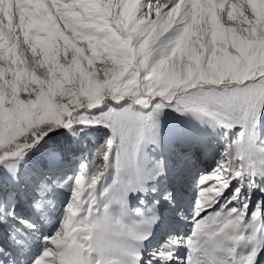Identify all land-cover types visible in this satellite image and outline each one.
I'll use <instances>...</instances> for the list:
<instances>
[{
    "label": "rangeland",
    "instance_id": "374dc122",
    "mask_svg": "<svg viewBox=\"0 0 264 264\" xmlns=\"http://www.w3.org/2000/svg\"><path fill=\"white\" fill-rule=\"evenodd\" d=\"M260 79H264V0H0V171H7L9 181L20 186L21 178L17 176L21 174L17 169L23 165L17 156L34 152L43 141L36 144L43 133L53 128L55 135L63 132L73 136L80 129L110 126L120 152L126 155L125 169L117 168L105 185L100 184L105 190L100 189L89 198H86L89 184L84 182L92 174L91 163L81 166L82 158L69 164L71 172L61 182L43 178V196L35 204L45 207L59 200L60 208L55 212L61 222L55 231L41 232V224L34 221L28 203L17 196L19 202L14 206L16 200L9 198L7 208L15 210L16 219L0 223L3 245L0 260L6 257L7 264H22V256L35 245L43 253L34 264H58V254L50 240L62 237L73 252L70 262L84 264L79 236L70 233L97 239L91 234L93 224L84 226L81 216L73 224L82 205L83 210L89 211L95 200L99 205L93 216L95 225L100 210L119 203L136 218L133 225L125 224L123 230L139 231L137 235L120 232L105 236L114 240L103 250L97 249L99 252L106 256L113 252L121 255L118 247L134 252L136 249H131V245L135 242L145 248L153 235L151 221L144 211L155 212L158 207L154 201H160L172 216L176 213L175 199L166 192L163 175L165 168L176 173L185 158L189 159L187 165L195 163L201 169L196 181L204 205L201 207L200 200L197 201L194 211H202L210 199L221 196L220 202L230 194L226 189L235 177L236 167L234 160L230 161L228 138L221 126L197 110L206 112L207 106L210 107L204 105L205 95L214 102L215 97L225 109L240 113L238 117L247 124V129L240 126L242 134L247 136L246 142H254L252 127L256 116L259 115L256 123L263 119L260 113L264 109V88L251 82ZM246 81L249 82L246 95L223 96L225 85L242 88ZM151 101L153 104L148 108L136 104ZM210 131L216 134L205 138L211 153L203 155L199 139ZM192 132L196 136L188 135L187 144L182 142L184 148L175 142ZM54 140L60 145L67 143L60 136ZM154 142L159 146L150 145ZM133 151H141L140 156L147 163L141 157L140 167L152 179L149 187L138 181L133 186L138 192L142 190L141 197L151 206L138 207L137 201L124 203L131 190L124 179L133 167ZM253 151L264 168L261 151L255 147ZM53 152L58 158V148L53 145L51 151L39 154V159L43 163L53 160ZM22 175L31 178L33 172L25 171ZM108 175L105 173V178ZM245 182L243 192L250 203L247 206V201L239 196V205L232 211L237 208L233 215L239 223L247 220L253 224L263 215L255 209L258 200L262 199L264 204V192H255L247 180L242 184ZM162 183L159 191L151 190ZM176 185L189 190L184 182ZM239 185L235 182L231 190ZM154 191H158L155 197ZM194 195L198 192L192 198ZM224 210L214 222L227 215ZM163 211L169 218L167 210ZM112 219L119 223L123 217ZM196 223L181 239L192 248L198 241L192 239L193 234L207 230L212 224L197 227ZM105 229H109L108 221L102 222L96 234ZM31 231H36L37 236ZM34 238L40 239L36 242ZM96 244L97 240L92 241L91 246ZM106 262L104 259L103 264ZM223 264L234 263L226 260Z\"/></svg>",
    "mask_w": 264,
    "mask_h": 264
},
{
    "label": "trees",
    "instance_id": "16d2710c",
    "mask_svg": "<svg viewBox=\"0 0 264 264\" xmlns=\"http://www.w3.org/2000/svg\"><path fill=\"white\" fill-rule=\"evenodd\" d=\"M56 136L65 139L67 141L66 145H60L57 140H54ZM55 137L43 140L34 152L30 150L23 157H20L24 164L23 167L17 169L21 174L18 177L21 178L23 189L26 190V193L22 194V200L30 198L35 200L43 195L42 181L45 176L48 181L61 182L62 179L53 177L61 176L62 173L71 172L68 171V164L75 156L78 159L82 158V164L84 166H88L91 163V177L93 179H96L103 170H107V172L112 174L118 168V149L116 145L109 147L108 143L111 134L105 127L87 131L80 129L73 136H66V133L61 132L55 135ZM53 145L58 148L60 158L65 160L62 165L56 166L55 161L49 159L43 163L39 159V154L51 151ZM7 169L11 170L10 167H7ZM28 170H34L33 177L29 178L28 176L25 177L22 175ZM6 174L7 171H0V223L2 225L6 224L9 218L15 216L14 212L8 209L5 203L16 190Z\"/></svg>",
    "mask_w": 264,
    "mask_h": 264
},
{
    "label": "snow or ice",
    "instance_id": "6c2138e0",
    "mask_svg": "<svg viewBox=\"0 0 264 264\" xmlns=\"http://www.w3.org/2000/svg\"><path fill=\"white\" fill-rule=\"evenodd\" d=\"M251 83H252L253 86L256 83H259L260 86L262 88H264V79H260L259 81H253ZM248 85H249V82H247V81L245 82V86L242 87V88L241 87L230 88L229 86L225 85V92H224L223 96H228V97L244 96V95H246V91L248 90ZM223 96H221L220 98H223ZM177 110L179 111V109H177ZM260 115H264V109L261 110ZM258 123H259V121L257 122L256 127H258ZM237 126L240 127V125H237ZM54 129H56V128H53L50 131L44 132L43 135H42V138L36 144H38L40 141L44 140L46 137L50 138L51 135H55ZM51 155H52V158H55V153L54 152L51 153ZM236 178H240V177H236ZM249 179H251V177H249ZM230 184H231V182L228 183V187L226 189L228 191H231ZM248 186H250V185L248 184ZM256 187H260L261 190L264 191V184H259ZM240 195H242V189L241 188H236L235 192L231 195V197L236 198V197H238ZM244 199L247 201V206H248L250 201L248 200L247 197H244ZM259 210H260L261 214H264V204L261 205V208ZM262 251H264V247L260 248V250L256 253L255 258L252 260L251 264H259V262L261 260H264V257H261V255H260V253ZM0 256H3V251L2 250H0ZM161 260H162V257L159 254L153 253V254H150L148 256H144L142 258L141 264H161ZM167 261L175 262V264H180V260L175 254H173L172 259L167 260ZM0 264H7V258L5 257L3 260H0ZM183 264H187L186 258H185Z\"/></svg>",
    "mask_w": 264,
    "mask_h": 264
},
{
    "label": "bare ground",
    "instance_id": "6f19581e",
    "mask_svg": "<svg viewBox=\"0 0 264 264\" xmlns=\"http://www.w3.org/2000/svg\"><path fill=\"white\" fill-rule=\"evenodd\" d=\"M212 110H214V109H212ZM246 154L248 155V158H249L250 157L249 151ZM263 242H264L263 239L261 240V239L257 238L256 242L254 243L255 250L248 257L250 259V264H251L252 260L255 258V255H256L255 251L258 252L260 250V246ZM197 254L199 255V252H197ZM201 257H202V255L199 256V258H201ZM260 264H264V260L262 262H260Z\"/></svg>",
    "mask_w": 264,
    "mask_h": 264
}]
</instances>
